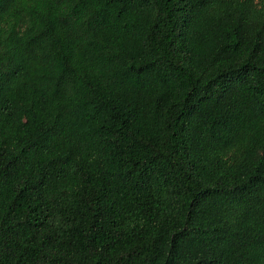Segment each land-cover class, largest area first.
Masks as SVG:
<instances>
[{
  "label": "trees",
  "instance_id": "obj_1",
  "mask_svg": "<svg viewBox=\"0 0 264 264\" xmlns=\"http://www.w3.org/2000/svg\"><path fill=\"white\" fill-rule=\"evenodd\" d=\"M0 264H264V0H0Z\"/></svg>",
  "mask_w": 264,
  "mask_h": 264
}]
</instances>
